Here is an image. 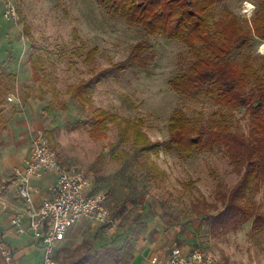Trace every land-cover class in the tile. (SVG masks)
<instances>
[{
	"label": "rangeland",
	"instance_id": "374dc122",
	"mask_svg": "<svg viewBox=\"0 0 264 264\" xmlns=\"http://www.w3.org/2000/svg\"><path fill=\"white\" fill-rule=\"evenodd\" d=\"M7 3L13 5L14 17H4ZM256 8L253 0H219L209 17L216 20L229 10L243 23L250 22ZM139 41L151 45L147 67L119 69ZM246 54L255 64L264 62V41L254 38L249 51L235 50L231 56L238 61ZM32 55L38 61L35 69ZM190 61L184 43L149 37L107 14L97 0H0L6 128L13 117L41 128L60 165L93 180L95 192L106 195L111 213L121 204L126 207L112 230L78 221L67 235L82 224L88 226L67 238L81 240L67 257H60L61 264H70L90 247V253H103L119 239L122 244L148 239L147 248L153 239L161 241L158 246L166 256L172 249L183 254L199 250L218 264H264V222L255 229L252 221L224 229L215 220L223 209L222 196L241 177L223 151L182 155L176 148H164L176 112L188 118L202 113L206 120L218 108L203 97L186 99L170 88L169 81ZM88 82L89 103L81 104L71 88ZM8 96L17 97L19 104L9 102ZM95 109L106 113L104 136L92 125ZM233 121L235 131L248 133L243 108ZM6 131L0 133L1 152L8 148ZM136 132L158 143V152H142L135 144ZM255 201L264 213V189Z\"/></svg>",
	"mask_w": 264,
	"mask_h": 264
},
{
	"label": "trees",
	"instance_id": "16d2710c",
	"mask_svg": "<svg viewBox=\"0 0 264 264\" xmlns=\"http://www.w3.org/2000/svg\"><path fill=\"white\" fill-rule=\"evenodd\" d=\"M218 1L97 0L107 14L142 29L147 36L164 37L186 45L191 61L169 81L170 88L186 99L203 97L218 108L206 120L202 113L188 118L176 112L170 119L169 140L164 148L166 151L176 148L182 155L222 150L241 177L228 195L222 196L223 209L215 220L224 229H236L252 221L255 229L264 222V213L255 201L264 189V62L255 64L249 54L238 61L231 55L235 50L249 51L254 38L264 41V0H253L257 8L250 22L244 23L229 10H223L212 21L209 15ZM150 50L147 41L137 42L130 49L127 66L122 63L119 69L146 68ZM36 63L33 58L34 69ZM90 83L71 88L81 104L89 103ZM5 105L0 87V133L6 128ZM240 108L248 117L247 134L233 128L235 112ZM92 118L94 129L103 130L104 136L108 123L106 113L95 109ZM135 144L141 146L142 152L154 153L160 146L147 141L139 132L135 134ZM125 209L121 204L111 217L116 218ZM0 240H3L1 229ZM0 264H4L1 254Z\"/></svg>",
	"mask_w": 264,
	"mask_h": 264
},
{
	"label": "built area",
	"instance_id": "2783aa9c",
	"mask_svg": "<svg viewBox=\"0 0 264 264\" xmlns=\"http://www.w3.org/2000/svg\"><path fill=\"white\" fill-rule=\"evenodd\" d=\"M5 18L15 16L11 3L6 4ZM9 102H17V97L8 96ZM44 173H54L55 182L50 188V198L35 206L31 194V179ZM18 179L19 197L24 206L18 209L12 219V225L20 231L23 220L28 221L35 248L42 252V259L32 264H56L54 247L63 241L67 233L80 220H87L96 225L106 226L112 230L116 219L111 217L106 195L95 192L93 180L76 171L64 169L56 151L50 146L42 130H38L30 140V155L24 169L15 170ZM6 208V202L1 201ZM0 254L4 264H15L12 249L0 240ZM150 264H218L211 256L199 250L183 254L173 249L169 257L162 262L153 256Z\"/></svg>",
	"mask_w": 264,
	"mask_h": 264
},
{
	"label": "crops",
	"instance_id": "0c3cea01",
	"mask_svg": "<svg viewBox=\"0 0 264 264\" xmlns=\"http://www.w3.org/2000/svg\"><path fill=\"white\" fill-rule=\"evenodd\" d=\"M5 17V16H4ZM6 134L9 136L7 142V151L4 149L1 152L0 147V229L3 232V243L9 246L13 253L15 264H32L39 262L42 259V252L35 248L32 234L28 229V221L23 220V227L20 231L12 225V219L17 214L18 209L24 206L23 201L19 197V183L15 174L16 169H24L25 163L30 155V140L36 131L41 128H33L28 122L22 118L13 117L7 124ZM43 131V130H42ZM56 179L54 173H44L31 179V194L35 206L41 205L44 201L50 198V188L53 186ZM2 200L6 202L7 207H2ZM89 225L91 223H88ZM96 225V224H93ZM87 224H82L71 231L65 239L56 244L54 251V260L56 264H61V256H64L70 251L73 246H76L81 239H67L75 237L77 230L82 229ZM98 232V231H97ZM148 239H132L122 244L121 240L114 241L118 247H115L113 241L108 245L105 252L90 253L91 247L80 257L70 264H150L153 256L160 258L164 262L170 255L171 251L165 255L162 253L161 243L153 239L151 247L146 245ZM133 243V245L131 244ZM76 244V245H75ZM122 244V245H121ZM139 244V245H138ZM138 245V246H137ZM115 251H108L111 248ZM127 252L126 248H129ZM125 248V249H124ZM117 250V251H116ZM125 250V251H124ZM95 254V255H94Z\"/></svg>",
	"mask_w": 264,
	"mask_h": 264
}]
</instances>
